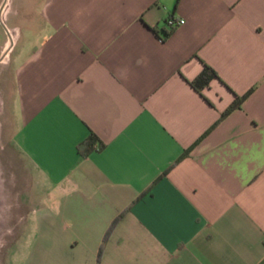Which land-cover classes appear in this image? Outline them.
Wrapping results in <instances>:
<instances>
[{"label": "crops", "instance_id": "obj_1", "mask_svg": "<svg viewBox=\"0 0 264 264\" xmlns=\"http://www.w3.org/2000/svg\"><path fill=\"white\" fill-rule=\"evenodd\" d=\"M41 15L49 35L8 61L0 264H264V0ZM203 64L216 77L195 91Z\"/></svg>", "mask_w": 264, "mask_h": 264}, {"label": "rangeland", "instance_id": "obj_2", "mask_svg": "<svg viewBox=\"0 0 264 264\" xmlns=\"http://www.w3.org/2000/svg\"><path fill=\"white\" fill-rule=\"evenodd\" d=\"M45 3L46 0H0V148L11 136L8 108L14 87L8 61L32 53L49 35L41 15Z\"/></svg>", "mask_w": 264, "mask_h": 264}, {"label": "trees", "instance_id": "obj_3", "mask_svg": "<svg viewBox=\"0 0 264 264\" xmlns=\"http://www.w3.org/2000/svg\"><path fill=\"white\" fill-rule=\"evenodd\" d=\"M171 33V31H167V32H163L162 33V38H166L167 36H169ZM216 74L215 72L212 70V68L206 64L202 65L201 70L199 71V73L196 75V77H194L191 80H188V84L194 88L195 91H200L203 87H205L208 84V81L215 78ZM244 97V95L241 96H237L232 100V102L226 106V108L222 111V113L219 115L217 121L215 123H217L222 117H224L226 114H229L233 109L237 108L242 100V98ZM96 139L90 135L89 139L87 142L84 143V145L78 147V152L80 153V155L82 157H86L88 153H90L93 150V146L96 143ZM96 150H100L101 149V145H99L98 143H96L95 145ZM117 223V220H115L114 222L112 221V223L110 224V226L107 228L105 236L103 238V242L106 240L107 235L109 234L110 230L112 229V227H114ZM100 255V251L98 252V258Z\"/></svg>", "mask_w": 264, "mask_h": 264}, {"label": "built area", "instance_id": "obj_4", "mask_svg": "<svg viewBox=\"0 0 264 264\" xmlns=\"http://www.w3.org/2000/svg\"><path fill=\"white\" fill-rule=\"evenodd\" d=\"M165 23L169 27V30H172V29H175L178 26H181L183 24V21L182 20L175 21V20H172V19L168 18L165 21Z\"/></svg>", "mask_w": 264, "mask_h": 264}]
</instances>
